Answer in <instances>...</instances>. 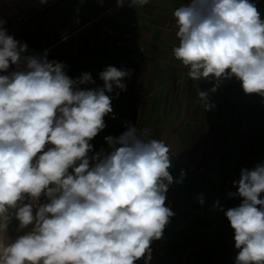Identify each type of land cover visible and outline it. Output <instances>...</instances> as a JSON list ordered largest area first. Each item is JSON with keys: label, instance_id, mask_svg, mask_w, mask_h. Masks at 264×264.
<instances>
[{"label": "clouds", "instance_id": "1", "mask_svg": "<svg viewBox=\"0 0 264 264\" xmlns=\"http://www.w3.org/2000/svg\"><path fill=\"white\" fill-rule=\"evenodd\" d=\"M46 5L49 0H39ZM150 0H116L117 7ZM179 45L172 56L194 81H213L198 96L235 78L245 94L264 98V18L255 0H187L174 9ZM0 20V264H150L152 243L175 215L166 205L173 183L171 145L125 124L94 150L115 119L112 100L131 70L107 66L102 86L90 72L32 54ZM115 91V97L110 95ZM238 206L223 211L233 230L234 264H264V162L233 181ZM201 205L204 196L197 197Z\"/></svg>", "mask_w": 264, "mask_h": 264}, {"label": "crops", "instance_id": "2", "mask_svg": "<svg viewBox=\"0 0 264 264\" xmlns=\"http://www.w3.org/2000/svg\"><path fill=\"white\" fill-rule=\"evenodd\" d=\"M115 1L63 0L44 8L39 0H0V20L32 54L47 50L49 60L64 63L70 77L90 72L95 85L82 87L102 86L99 73L109 65L131 70L127 90L112 100L115 119L105 117L94 150L106 148L104 138L120 135L127 123L164 139L172 148L171 174L176 178L183 170L185 176L167 192L175 215L151 245L156 264H234L233 230L213 205L238 206L240 199L228 196L236 191L233 181L242 168L264 162V98L245 94L233 78L209 94L214 107L205 111L198 92L213 81L190 79L172 56L179 45L172 13L187 0L109 11ZM255 3L264 18V0Z\"/></svg>", "mask_w": 264, "mask_h": 264}, {"label": "built area", "instance_id": "3", "mask_svg": "<svg viewBox=\"0 0 264 264\" xmlns=\"http://www.w3.org/2000/svg\"><path fill=\"white\" fill-rule=\"evenodd\" d=\"M58 1H60V0H49V2L46 5H43V7L44 8L49 7V6L53 5L54 3L58 2ZM126 4H125V6H126ZM119 8H122V7H117L116 1H115V3L112 5V7L109 9V11L110 10H115L116 11ZM150 264H156V257L155 256H152V260L150 261Z\"/></svg>", "mask_w": 264, "mask_h": 264}, {"label": "water", "instance_id": "4", "mask_svg": "<svg viewBox=\"0 0 264 264\" xmlns=\"http://www.w3.org/2000/svg\"><path fill=\"white\" fill-rule=\"evenodd\" d=\"M61 1H63V0H60V1L56 2V3H54L53 5L49 6V8H52L53 6L57 5V4L60 3Z\"/></svg>", "mask_w": 264, "mask_h": 264}]
</instances>
